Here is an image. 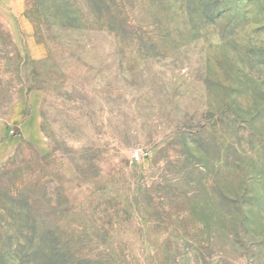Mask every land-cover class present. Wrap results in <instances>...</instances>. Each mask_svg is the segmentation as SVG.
Returning a JSON list of instances; mask_svg holds the SVG:
<instances>
[{
  "label": "rangeland",
  "instance_id": "obj_1",
  "mask_svg": "<svg viewBox=\"0 0 264 264\" xmlns=\"http://www.w3.org/2000/svg\"><path fill=\"white\" fill-rule=\"evenodd\" d=\"M0 264H264V0H0Z\"/></svg>",
  "mask_w": 264,
  "mask_h": 264
},
{
  "label": "built area",
  "instance_id": "obj_2",
  "mask_svg": "<svg viewBox=\"0 0 264 264\" xmlns=\"http://www.w3.org/2000/svg\"><path fill=\"white\" fill-rule=\"evenodd\" d=\"M133 158H134V160H139L140 159V153L139 152H135L133 154Z\"/></svg>",
  "mask_w": 264,
  "mask_h": 264
},
{
  "label": "clouds",
  "instance_id": "obj_3",
  "mask_svg": "<svg viewBox=\"0 0 264 264\" xmlns=\"http://www.w3.org/2000/svg\"><path fill=\"white\" fill-rule=\"evenodd\" d=\"M241 27L246 29L249 25H242Z\"/></svg>",
  "mask_w": 264,
  "mask_h": 264
},
{
  "label": "crops",
  "instance_id": "obj_4",
  "mask_svg": "<svg viewBox=\"0 0 264 264\" xmlns=\"http://www.w3.org/2000/svg\"><path fill=\"white\" fill-rule=\"evenodd\" d=\"M17 1H19V3H22L23 2V0H17Z\"/></svg>",
  "mask_w": 264,
  "mask_h": 264
}]
</instances>
